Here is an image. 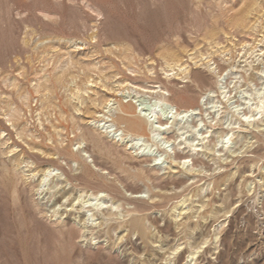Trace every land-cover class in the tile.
Returning <instances> with one entry per match:
<instances>
[{"label":"rangeland","instance_id":"obj_1","mask_svg":"<svg viewBox=\"0 0 264 264\" xmlns=\"http://www.w3.org/2000/svg\"><path fill=\"white\" fill-rule=\"evenodd\" d=\"M263 11L264 0H0V264H264V119L258 128L240 129L243 139L231 151L254 142L251 148L236 154L202 149L193 167L173 160L176 144L169 143L162 168L150 173L158 180H126L140 167L150 171L149 159L119 148V165L89 141L78 144L102 118L117 128L123 107L143 119L139 100L147 96L127 87L195 91L191 123L208 126L213 106L223 108L225 119L235 116L234 108L244 109L263 82ZM209 52L195 66L188 57ZM167 53L189 64V76L207 75L205 86L195 89L182 75L166 80ZM208 65L220 67V80ZM206 89L214 93L199 98ZM225 119L212 125L211 139ZM47 169H58L52 172L59 175L57 187L38 194ZM71 175L76 180L68 182ZM86 181V194L102 189L121 211H144L119 220L97 215L91 229L78 231L83 214L75 211L79 203L71 206ZM189 251H197L193 261Z\"/></svg>","mask_w":264,"mask_h":264},{"label":"bare ground","instance_id":"obj_2","mask_svg":"<svg viewBox=\"0 0 264 264\" xmlns=\"http://www.w3.org/2000/svg\"><path fill=\"white\" fill-rule=\"evenodd\" d=\"M243 8H244V5H243ZM253 9H255V7H253ZM258 16H260V15H258ZM246 18L247 17H245V16L238 18L235 22V27L236 28H242L241 27L242 23ZM258 19H260V18H258ZM251 25H253V24H251ZM208 37H210L209 38L210 40L208 41V43L213 44L214 43L213 34L210 33ZM263 38H264V29H263L262 39ZM215 48H216V51L218 52L219 48L217 45L215 46ZM243 53H244V51H243ZM252 53L253 52H250V54H252ZM51 54H52V51H51ZM133 56H134V54H133ZM188 57H190V60H192L194 66H195L198 62H199V64H200V62L202 63V60L204 59V57H205V59H208V57H210V52L206 55L199 54L196 57L193 55H190V56L188 55ZM259 57H260V55H259ZM67 58H68V56H67ZM162 60H163V66H164L162 68L163 74H164L165 79L168 81L173 76H175L177 78V77L182 75L180 77L182 80H184V81H185V79L190 80L191 83L194 85V88L200 90V87L203 88L209 79L207 75L202 74L200 72H196L194 75L189 76L188 75V70L190 69L189 64L181 62L180 58L174 53H167V54L163 55ZM206 61L208 62V60H206ZM130 62L132 65V61H130ZM204 66H206V65H204ZM210 66H211V64H210ZM207 68H208L207 72L209 73V75L213 74L214 76H217V78L219 80L221 79L222 76H221L220 67L216 66L215 68H211L208 65ZM216 70H218L217 73H216ZM261 75H263V74H261ZM261 79H263V82L261 84V88L259 90H256L252 94V96H253L252 99H250V97H249V99L247 100L248 102H246L247 105L245 103L246 107L244 109H241L239 107V105L237 107H235L234 108L235 116H231V118L229 120L225 119V117H223V116L221 117V115H223V108L212 105L213 107H211V109L213 110V114H212L213 117H211V116H210L211 118L208 117V120H209L208 126L201 120H197L196 122L191 123V118H193L192 116H194L195 111H197V108L194 107L193 105H191V103L195 101V96L197 94L195 91L192 93H189V92H185V91L175 89V88L169 89V88H167V86L161 85V84H159L157 86L154 85L151 87H143V88H139V87L138 88H134V87L129 88L126 86L127 88H125V89L127 91L133 90L136 95L147 96L146 98L142 97L141 100H139L140 105L143 109V115H142L143 119L142 120L134 119V118L127 116L129 113L127 111L128 107H123L121 109L122 114L116 119V124L118 125L117 128L113 127L114 124L109 125L108 124L109 121L107 122L104 118H102L94 124V126H97V129L86 128L85 131L80 134L78 144L82 143L83 141H89L91 143L92 147L96 148L107 159H112V157H115L113 162L115 164L118 163L119 165L121 164V161L117 162V160H116L117 159L116 156L120 153L119 148L123 149L124 151L129 150L130 152L134 153L137 158L139 157L142 159H149V162L151 163L153 168L147 172L148 174L146 173V171L142 167H140L138 170L134 171V173L128 174L126 176V180L128 182L129 181L134 182L137 180H141L142 178L147 179V180H151V179L158 180V178L156 176L151 178L150 173L156 174L162 168L163 155H165L168 152L167 148H168L169 143H171V142H173V144H176L175 149H173V151L170 150L173 160L176 161L178 159L180 161L179 165H181L182 167H187V168L194 166L193 158L196 157L199 154V152H201L200 150H202V149L210 150V151L217 153V154H222V152H230L232 154L243 153L242 151L244 149L251 148V146L254 145L253 144L254 142L253 143L246 142L245 144H243L241 147H239L235 151H231V149L234 148V146H236L240 142L241 139H243V138H241V135L239 133L240 129H242V128L246 129L249 127L258 128L259 124L264 119V89H263L264 88V77H262ZM220 82L221 81H219L218 83H220ZM88 83H91V82H88ZM11 85H14V84H11ZM231 85H233V84H231ZM124 86H122L123 90H124ZM114 89H116V88H114ZM220 89H221L220 95L225 99L226 98V92L224 91L225 88L221 87ZM35 91H37V90H35ZM196 91H198V90H196ZM74 92H76V91H74ZM211 93L213 94L214 92L211 90H207V89L205 92L200 91L199 98H204L207 95L209 96ZM243 93H244V91H243ZM35 94H37V93L35 92ZM250 102H253V103L250 104ZM213 104H214V102H213ZM103 105L105 106V108L107 107L105 103ZM7 107H8V105H7ZM93 107H95V106H93ZM3 114H5V113H3ZM92 114H94V113L92 112ZM208 116H209V113H208ZM102 117H105V114H103ZM223 119H225V122L223 124V128L221 129V131L219 133L216 134V137L214 139H211L212 125L216 121L222 122ZM208 122H206V123H208ZM86 124H88V123H86ZM91 124H93V123H91ZM121 128H123L124 131H121ZM98 130H100V132H98ZM144 133L147 136V138H149V142L144 139V136H145ZM169 134H171V135H169ZM104 136L108 140H106L104 138ZM156 147H158L157 149H161V152H157L158 150L155 151ZM176 151H178V152L179 151H185V152H187L186 153L187 156L177 155ZM69 155L72 158L73 155L72 154H69ZM132 155H126L125 158L134 159L135 156L133 157ZM92 163L94 166L98 167L100 169V171L104 170V168L102 166H100V165L97 166L96 164H94V162H92ZM85 165H86V163L81 164V168H84ZM99 169H98V171H99ZM57 170L58 169H53V170L47 169V171L41 173V178L38 181L36 193L39 194V191L41 189L46 188L47 186H50V185H51V187H49V190L50 189L52 190L53 188L57 187V182L54 181V178H57L59 175L58 174L53 175V173H52V172H57ZM70 172H72L71 167H70ZM74 180H76V178L74 176H72V175L69 176L68 182L74 181ZM261 181H262V177L258 179V182H261ZM91 184H92V182H91ZM260 184H262V186H263L264 183H260ZM87 185L90 186V182L86 181L85 187L82 186L83 188H81V190L77 191V195L73 198L72 206H71V210H72L75 203H77V204L79 203L77 209L75 207V209H76L75 211L82 212V214H83V226L81 224L82 227L80 226L81 229L78 230L80 232H84L85 230L91 229L94 226L93 224H94V221H95L97 215H99V217L101 216L102 218H107L108 220H110L111 218L113 219L114 217L116 219L117 218L123 219L126 216L130 215L131 213L137 214L138 212L144 211V209H142L140 207H132L130 209L127 208V210H125V212H123L120 210L121 207L118 204V202L116 203L115 201H113V199L110 198L109 195L105 194V192L102 191V189H95L94 191H92V192L89 191L90 193L86 194V192L84 190L86 189ZM98 186L101 187V185H98ZM252 186H253V182L247 183V186H246L247 191H251ZM46 190H47V188H46ZM113 190L118 192L117 189L113 188ZM138 193L140 194V192H131L130 191L129 195L130 196H132L134 194L138 195ZM138 196H135L134 198H137ZM132 201H133V199H132ZM58 206L60 207L62 205H60V203H59ZM135 206H137V205H135ZM52 217H55V218L58 217V213H57L56 209L52 210ZM107 219L104 220V224L108 222ZM117 220H119V219H117ZM55 221H56V219H55ZM120 221H122V220H120ZM102 223H103V221H102ZM62 226H63V224H58V227H62ZM118 228H119V225H118ZM61 231L62 230H60V232ZM80 232H78V233H80ZM180 249H181L180 245L174 247V249H172L173 250L172 254L178 253L180 251ZM196 253H197V251H191L190 252V256L188 257L190 259V261L194 260L193 256H195ZM167 263L171 264L170 262H167ZM186 264H189L188 261Z\"/></svg>","mask_w":264,"mask_h":264}]
</instances>
